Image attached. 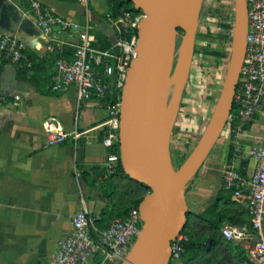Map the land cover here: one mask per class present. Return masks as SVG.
<instances>
[{"label":"crops","instance_id":"crops-1","mask_svg":"<svg viewBox=\"0 0 264 264\" xmlns=\"http://www.w3.org/2000/svg\"><path fill=\"white\" fill-rule=\"evenodd\" d=\"M12 1L22 15L27 12L26 0ZM38 1L53 14L79 24L86 22L85 9L76 0ZM89 8L95 46L113 43L116 33L106 17L107 0H89ZM46 41L44 36L27 39L25 58L0 63V264H47L58 241L72 231L71 219L80 209V198L90 217L100 219L111 207L108 195L117 185L126 183L119 172L106 171L108 149L100 142L101 129L96 128L107 116L101 100L92 98L78 106L74 86L51 89L54 62L65 54L46 51ZM48 118L55 119L65 133L79 131L81 136L74 140L68 135L50 144L44 129ZM261 133L258 116L246 128V149ZM231 138L223 129L215 146L222 142L227 149L232 145ZM238 162L240 170L249 174L256 160L246 157ZM217 168L213 161L206 160L186 186L193 222L224 189L222 167ZM238 203L245 207V200ZM262 228L264 233V220ZM218 254L207 264H222V257L237 264L229 253ZM178 264H182L181 259Z\"/></svg>","mask_w":264,"mask_h":264},{"label":"built area","instance_id":"built-area-1","mask_svg":"<svg viewBox=\"0 0 264 264\" xmlns=\"http://www.w3.org/2000/svg\"><path fill=\"white\" fill-rule=\"evenodd\" d=\"M76 1L85 9L86 22L83 24L53 14L38 0H26L27 12L24 15L31 19L46 38V51L60 54L68 51V54L54 62L55 79L50 84L51 89L61 91L74 86L78 106L92 98L101 100L107 116L96 128L101 129L100 142L108 149L105 167L107 173L111 174L116 171L120 161L121 94L113 96V90H122L135 52L137 26L145 14L141 10L122 9L116 19H108L116 33L115 41L109 47L100 49L95 46V37L91 32L93 27L90 23L89 0ZM246 4L245 53L233 106L224 127L232 137L233 152L231 159L224 162L221 185L232 191V198L236 201L245 200L249 225L225 224L221 226L220 233L225 240L240 245L251 264H264V0H246ZM218 28L219 32L230 33L227 28ZM26 50L27 43L16 34L0 33V63L19 62L25 58ZM258 116L262 120V133L246 149L243 142L246 128ZM203 123L180 124L174 128L173 136L176 135L178 140L175 141V153L179 156L189 154L200 137L202 131L199 130ZM44 129L50 144L59 143L68 135L77 140L82 134L79 131L65 133L53 118L44 121ZM183 136L187 139L186 149L176 145L182 142ZM173 141H170V146ZM246 157L256 160L254 170L249 174L240 171L239 166L235 165L240 159L246 160ZM95 219L90 217L81 197L80 209L71 219L72 231L58 241L56 252L47 264H121L144 225L138 208H131L124 217H113L104 227L93 224ZM189 240V234L181 229L171 242L170 262L181 258Z\"/></svg>","mask_w":264,"mask_h":264},{"label":"water","instance_id":"water-1","mask_svg":"<svg viewBox=\"0 0 264 264\" xmlns=\"http://www.w3.org/2000/svg\"><path fill=\"white\" fill-rule=\"evenodd\" d=\"M127 1L145 17L137 26L135 52L121 90L119 155L125 176L146 193L137 207L144 225L121 264H170L171 242L190 218L186 186L221 136L233 106L246 47L247 4L233 0L230 54L220 93L197 143L176 167L170 141L191 69L203 0ZM0 32L16 34L25 42L43 37L12 0H0Z\"/></svg>","mask_w":264,"mask_h":264},{"label":"trees","instance_id":"trees-1","mask_svg":"<svg viewBox=\"0 0 264 264\" xmlns=\"http://www.w3.org/2000/svg\"><path fill=\"white\" fill-rule=\"evenodd\" d=\"M108 3V13L106 15L107 19H116L122 9H132V5L127 0H107ZM204 6L202 5L200 10V16L204 13ZM233 18V17H232ZM232 20L230 24L222 26V29L227 28L229 32L223 33H211L206 31V35H202L203 39L210 37V39H215L220 42H225L231 40V30H232ZM221 29V30H222ZM199 32L196 33V38L199 37ZM209 36H208V35ZM111 43L107 44H96V47L100 49H105L110 46ZM196 46L194 52H196ZM203 54L205 56H212L216 60L223 59L227 57L226 51H223L218 48H204ZM58 53V52H57ZM64 54H68V51L65 50ZM61 56V55H60ZM121 94V89L114 92L113 96ZM110 98V96H107ZM175 134L173 129L172 135ZM225 161H229L232 157L233 147L230 144L226 149ZM185 156H172V160H176L174 166L177 167L181 162H183ZM174 164V163H173ZM241 171V170H240ZM120 173L125 179L126 183L117 185L115 189L108 195L111 198V207L107 210L100 219H95L94 224L98 227H104L110 219L116 216L124 217L127 212L135 207H138L139 202L141 201L143 195L146 193L143 187L140 184H137L129 180L122 169L120 161L116 165L115 173ZM113 173V174H115ZM112 174V173H111ZM195 222L191 220L188 214L189 222L183 230H185L189 236L190 240L185 246V250L181 255L182 264H207L210 263V259L226 252L231 255L230 258L234 259L237 264H251L246 251L238 244L233 243L232 241L225 240L221 233L220 228L225 224L230 225H249V215L247 213L244 205H241L232 198V191L220 189L216 197V200L212 202L209 206L206 207L201 213H199ZM203 231H207L206 233ZM209 240V244L203 246V242ZM213 247V248H211ZM215 248V249H214ZM208 252H213L212 256L208 259L205 258V255ZM215 254V255H214ZM205 258V259H204ZM222 264H234L228 259L221 258Z\"/></svg>","mask_w":264,"mask_h":264},{"label":"rangeland","instance_id":"rangeland-1","mask_svg":"<svg viewBox=\"0 0 264 264\" xmlns=\"http://www.w3.org/2000/svg\"><path fill=\"white\" fill-rule=\"evenodd\" d=\"M203 6L205 10L199 17L197 24V31L200 33L199 37L196 38L195 46L197 51L194 52L193 55L189 78L184 89V99L180 105L179 113L174 125L175 129L176 127H179L180 124L194 125L199 123V121L203 123L206 119L201 128L203 129V127H205L208 116H210L211 110L213 109L216 99L220 93L227 71L231 40L220 42L215 39H210V37L203 39L201 36L206 35V31L218 33L220 30L218 26H225L228 22H231L233 17V1L203 0ZM219 33L222 34V32ZM180 35L181 33L179 34L177 40V55L179 50ZM209 47L226 51L227 57L216 60L212 56H205L202 51L204 48ZM205 111L206 114L203 115ZM202 129L199 131H202ZM171 140H174L173 144L170 146L172 151L171 155L176 158V156H178V154L175 153V141L177 140V136L172 135ZM186 140V136H183L182 142L176 143V145H180L182 149H186ZM218 145L213 147L206 160L207 162L213 161L216 164V168L218 167L217 169H221L222 167L221 170H223L227 151L223 147L222 142H219ZM173 163L174 165L177 163L175 159H173ZM179 165H177V167ZM235 165L238 166V163H235ZM203 166L204 164L202 167ZM202 167L200 169H202ZM170 264H178V260H173Z\"/></svg>","mask_w":264,"mask_h":264},{"label":"flooded vegetation","instance_id":"flooded-vegetation-1","mask_svg":"<svg viewBox=\"0 0 264 264\" xmlns=\"http://www.w3.org/2000/svg\"><path fill=\"white\" fill-rule=\"evenodd\" d=\"M176 60H177V57H176ZM176 60H175V64H176ZM175 64H174V66H175ZM190 74V73H189ZM189 78V77H188ZM183 99H184V94H183V97H182V101H181V103L183 102Z\"/></svg>","mask_w":264,"mask_h":264},{"label":"bare ground","instance_id":"bare-ground-1","mask_svg":"<svg viewBox=\"0 0 264 264\" xmlns=\"http://www.w3.org/2000/svg\"><path fill=\"white\" fill-rule=\"evenodd\" d=\"M212 110H213V109H212ZM212 110H211V113H212ZM211 113H210V114H211ZM207 122H208V121H207Z\"/></svg>","mask_w":264,"mask_h":264}]
</instances>
